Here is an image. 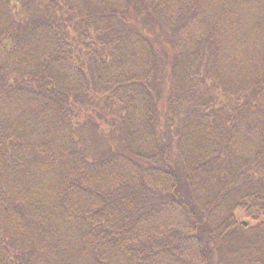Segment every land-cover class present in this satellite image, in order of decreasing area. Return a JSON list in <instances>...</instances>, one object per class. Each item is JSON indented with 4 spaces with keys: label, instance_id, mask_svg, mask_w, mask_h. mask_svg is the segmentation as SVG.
Here are the masks:
<instances>
[{
    "label": "trees",
    "instance_id": "16d2710c",
    "mask_svg": "<svg viewBox=\"0 0 264 264\" xmlns=\"http://www.w3.org/2000/svg\"><path fill=\"white\" fill-rule=\"evenodd\" d=\"M47 1L0 0V264H264V0H82L80 58Z\"/></svg>",
    "mask_w": 264,
    "mask_h": 264
},
{
    "label": "rangeland",
    "instance_id": "374dc122",
    "mask_svg": "<svg viewBox=\"0 0 264 264\" xmlns=\"http://www.w3.org/2000/svg\"><path fill=\"white\" fill-rule=\"evenodd\" d=\"M58 4L62 2L64 4V10L62 9L59 12V19L64 22H56L55 26L56 28L52 29V36L55 34H58V38L56 39H63L65 40L67 37H69L70 43H67V45L71 44L70 46L73 47V49L79 50L78 54L75 53L76 57H84V55L80 52V50L84 47V44L81 43L80 40L82 36H80L78 33L83 28V23L79 22L80 20V11H84L82 0H58L56 1ZM43 5L45 8L49 6V2L43 1V0H24L23 9L30 12L29 14L35 15V14H45L47 12L43 10H39V7ZM7 7L9 8L8 4ZM12 8V6H10ZM68 8H72L73 12L66 11ZM11 11L12 9L9 8ZM56 21V18H54ZM52 21V20H51ZM53 22V21H52ZM54 23V22H53ZM43 30V28H42ZM45 32L48 31V27H44ZM51 30V28L49 29ZM74 34V36H73ZM73 36V37H72ZM79 37L77 39L76 37ZM66 42V41H65ZM89 43H87L88 45ZM74 56L71 55V60H73ZM102 103H101V102ZM87 110L92 111L91 115L89 116V119H83L84 122H81L80 131H77V134L79 136V148L83 151V153L87 156H93V157H100L105 156V154L108 151V139H112V128L111 123L108 121L109 117H111L112 109L113 107L111 104L107 101L105 102L102 99H98V107H96L95 103L86 107ZM115 108V107H114ZM119 108H115L117 110ZM86 111V110H85ZM106 113V114H105ZM114 126V122H113ZM105 127V128H103ZM107 133V134H106ZM106 136V137H104ZM111 140V141H112ZM110 141V142H111ZM239 219L244 223L247 222L245 217L239 213Z\"/></svg>",
    "mask_w": 264,
    "mask_h": 264
}]
</instances>
